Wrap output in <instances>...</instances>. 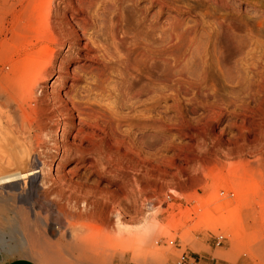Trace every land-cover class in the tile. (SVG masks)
I'll use <instances>...</instances> for the list:
<instances>
[{"label": "rangeland", "instance_id": "obj_1", "mask_svg": "<svg viewBox=\"0 0 264 264\" xmlns=\"http://www.w3.org/2000/svg\"><path fill=\"white\" fill-rule=\"evenodd\" d=\"M32 2L43 5L35 27L27 25L32 11L23 14L19 0H0V83L27 57L44 62L40 51L49 34L59 43L70 38L54 22L41 21L52 4L67 6L58 12L68 14L69 8L79 33L84 27L99 31L95 44L84 38L70 52L65 86L56 94L67 101L77 89L97 86L91 97L82 91L76 97L81 103L67 139L79 143L85 136L84 145L93 140L109 148L123 180L111 189L126 195L128 183L127 194L139 195L143 188L149 219L157 224L145 261L127 255L114 264H173L183 252L192 264H264V0ZM60 48L68 53V44ZM59 64L48 66L37 93L45 103L61 84ZM36 70L32 64L25 72ZM61 115L53 113V133ZM75 164L63 166L71 171ZM108 182L105 177L99 185ZM208 214L220 218L218 232L203 222ZM24 234L18 225L0 229V258L38 264ZM61 238L57 232L51 241L65 261L84 264L63 250ZM233 240L239 249L230 261L219 253L230 252ZM247 247L257 250L256 260L242 254Z\"/></svg>", "mask_w": 264, "mask_h": 264}, {"label": "bare ground", "instance_id": "obj_2", "mask_svg": "<svg viewBox=\"0 0 264 264\" xmlns=\"http://www.w3.org/2000/svg\"><path fill=\"white\" fill-rule=\"evenodd\" d=\"M61 1L66 3L67 0ZM19 4L23 14L32 11L25 20L30 22L27 25L35 27V14L43 5H35L32 0L27 3L19 0ZM61 8L67 10L66 5L52 4L47 14L40 18L47 25L54 22L70 38L59 43L53 33L49 34V43L40 51L46 60L42 62L36 57H27L23 63L15 65L6 81L0 83V229L21 226L25 233L22 242L33 252L36 261H40L38 264H69L58 249L59 244L51 241V236L57 232L66 241L63 250H71L70 254L81 258L84 264H98L100 260L103 264H114L116 259L127 255L142 262L151 252L147 246L152 244L151 232L157 226L146 211L144 189L140 188L139 195H128L131 190L126 183L123 185L126 195H117L111 184L114 181L122 184L123 180L121 172L114 171L110 149L93 140L84 145L85 136H81L79 143L67 139L70 127H75L69 124L75 120L74 110L81 103L76 97L81 91L85 93L83 98L91 97L97 86L86 85L82 90L77 89L67 101L56 93L65 86L68 75L65 63L73 59L70 52L78 48L84 38L95 44L99 31L94 26L93 33H89L86 27L81 28L82 34L79 33L80 28L68 16L69 8L68 14L58 12ZM72 12L75 15L78 9L74 8ZM64 44H68L69 49L68 53L62 54L60 47ZM101 59L106 61L105 54ZM56 60H60L61 84L50 102L45 103L44 97L37 93L42 89L48 66ZM32 64L37 70L30 76L25 69ZM19 68L24 70V75L17 79ZM107 98L110 100L109 95ZM55 112L62 115L58 119L59 127L53 133ZM90 159L93 161L89 162ZM57 160L59 162L55 164ZM71 162H76L73 170L66 171L63 165ZM82 167L86 168L85 173L76 172ZM94 174L96 178L90 182ZM105 177L109 182L101 187L99 182ZM139 178L141 182L145 179L143 164ZM48 213L53 215L52 218ZM206 216L203 217L205 225L218 232L220 218ZM116 225L123 230L119 236ZM238 247V242L233 240L232 250L219 254L232 261L235 259L233 252ZM241 252L248 259L258 258L254 248L247 247Z\"/></svg>", "mask_w": 264, "mask_h": 264}, {"label": "crops", "instance_id": "obj_3", "mask_svg": "<svg viewBox=\"0 0 264 264\" xmlns=\"http://www.w3.org/2000/svg\"><path fill=\"white\" fill-rule=\"evenodd\" d=\"M0 264H35L34 260L30 258H0Z\"/></svg>", "mask_w": 264, "mask_h": 264}, {"label": "built area", "instance_id": "obj_4", "mask_svg": "<svg viewBox=\"0 0 264 264\" xmlns=\"http://www.w3.org/2000/svg\"><path fill=\"white\" fill-rule=\"evenodd\" d=\"M223 194V193H222ZM175 239L170 240V244H174ZM190 257L186 252H183L173 264H192Z\"/></svg>", "mask_w": 264, "mask_h": 264}, {"label": "clouds", "instance_id": "obj_5", "mask_svg": "<svg viewBox=\"0 0 264 264\" xmlns=\"http://www.w3.org/2000/svg\"><path fill=\"white\" fill-rule=\"evenodd\" d=\"M116 228H117V236L121 235L123 230L118 225H116Z\"/></svg>", "mask_w": 264, "mask_h": 264}]
</instances>
